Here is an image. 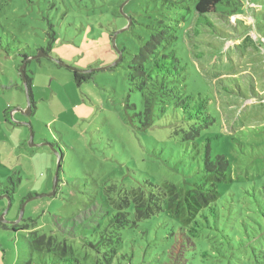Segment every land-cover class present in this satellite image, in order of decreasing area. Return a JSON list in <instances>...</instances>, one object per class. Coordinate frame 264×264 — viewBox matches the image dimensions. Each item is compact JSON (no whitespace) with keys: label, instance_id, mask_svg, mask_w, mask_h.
I'll return each mask as SVG.
<instances>
[{"label":"rangeland","instance_id":"374dc122","mask_svg":"<svg viewBox=\"0 0 264 264\" xmlns=\"http://www.w3.org/2000/svg\"><path fill=\"white\" fill-rule=\"evenodd\" d=\"M194 5L0 0V188L13 194L10 208L0 198V215L8 208L4 218L13 220L22 197L51 193L60 161L55 194L25 202L22 223L31 218V229L85 236L103 213L106 187L128 191L143 181L183 186L202 180L209 138L211 158L223 155L230 169L231 180L219 185L217 224L237 246L226 249L234 254L225 264H264V0L219 3L206 14L212 26L195 25ZM159 29L172 35L165 45L179 60L182 92L205 99L213 118L194 139L184 138L191 123L177 121L178 109H167L142 130L126 106L138 109L140 96L129 90L125 65ZM48 45L51 56L25 66L30 101L15 51L34 57ZM119 51L117 65L99 69L114 64ZM67 66L95 71L78 85ZM120 236L126 257L118 256L117 264L187 260L179 226L166 216L124 227ZM239 246L241 252L234 250ZM29 254L26 231L0 228V264H23ZM32 258L43 264L35 253Z\"/></svg>","mask_w":264,"mask_h":264},{"label":"trees","instance_id":"16d2710c","mask_svg":"<svg viewBox=\"0 0 264 264\" xmlns=\"http://www.w3.org/2000/svg\"><path fill=\"white\" fill-rule=\"evenodd\" d=\"M225 1L228 2V0H195L194 8L198 15L195 25L198 26L202 22L212 26L206 14L215 11L216 6ZM113 33H110L111 41ZM171 37L172 35L166 30L159 29L151 33L148 39L143 40L136 53L130 54V59L125 65L129 90L139 93L140 107L137 109L135 103H128L126 106L138 117L139 128L142 130L153 127L156 119L167 109H178L181 119L177 121L184 120L191 123L184 138L194 139L199 135V128L210 124L213 118L205 110V99L196 100L191 94L182 92L177 80L181 71L179 60L174 50H168L165 45ZM50 49L48 45V47L41 46L38 50L42 55L51 56ZM4 52L9 54L5 49ZM15 52L20 57L19 73L20 66L25 63L24 80L31 101L30 77L25 73V66L30 59L38 57H30L20 50ZM119 53V59L114 64L101 69H110L117 65L122 59V51ZM67 68L71 69L73 79L78 85L81 81L91 78L95 71V69L79 70L69 66ZM20 76L23 79L21 73ZM198 121L200 123L196 125ZM209 142L210 139L206 138L202 166L204 175L198 182L177 186L172 183L157 184L143 181L128 191L115 189L114 186L106 187L103 213L91 226L90 233L85 236L80 234L70 236L54 230L45 232L36 228L31 229L34 227L32 224L34 219L30 218L29 222L22 223L24 221L22 216L14 224L0 222V228L12 232L26 231L30 254L23 264H37L32 258L34 253L37 260L43 264H117L118 256L126 257V254L120 253L122 243L120 230L124 227L137 226L139 222L153 216L163 215L175 220L179 226L177 241L179 247H185L184 256L187 259L185 264H225L230 254H234L233 251L226 249L233 247L232 244L237 246L232 243L233 237L224 233L217 224L219 185L231 180L230 169L223 155L217 154L211 158ZM57 168L58 173L60 161ZM57 173L55 187L58 185ZM12 196L10 189L0 188V198L9 201V208ZM36 196V193H30L21 198L13 220L18 219L21 206L37 198ZM218 232L221 234H210ZM174 245L168 251L167 257L172 254ZM240 248L241 246L234 250L241 252ZM87 256H90L88 260Z\"/></svg>","mask_w":264,"mask_h":264},{"label":"water","instance_id":"95a60500","mask_svg":"<svg viewBox=\"0 0 264 264\" xmlns=\"http://www.w3.org/2000/svg\"><path fill=\"white\" fill-rule=\"evenodd\" d=\"M115 35H116V34H114L113 37H112V45H113L114 48H116V46H115V42H114V40H115ZM41 55H42V54L39 52V53H38L37 55H35L34 57H39V56H41ZM119 55H120V53H119ZM24 65H25V63L23 62V64L20 66V73H21V75H22L23 82H24V85H25V87H26L25 80H24V71H23ZM101 68H102V67H101ZM101 68H99V69H101ZM26 92H27V87H26ZM27 110H28V109H27ZM25 114H28V111H25ZM58 164H59V161H58ZM58 164H57V166H58ZM55 176H56V175H55ZM55 180H56V177H55V179H54V184H55ZM54 189H55V185L53 186V191H52L51 193L40 194V195H37L36 197H42V196H49V195H52L53 192H54ZM8 208H9V204H8ZM8 208H7L5 211H3V212L1 213V215H0V222H3V223H9V224H14V223H16V222L19 220V218L22 216V214H23L24 204H23V205L21 206V208H20V212H19V216H18V219H17V220H6V219L4 218L6 212L8 211Z\"/></svg>","mask_w":264,"mask_h":264}]
</instances>
